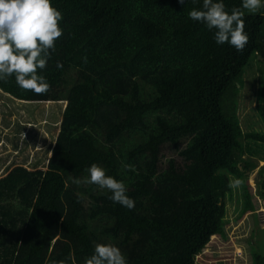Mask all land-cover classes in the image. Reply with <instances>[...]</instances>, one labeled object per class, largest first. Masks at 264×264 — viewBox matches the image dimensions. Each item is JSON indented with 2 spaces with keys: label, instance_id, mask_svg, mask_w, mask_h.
Listing matches in <instances>:
<instances>
[{
  "label": "trees",
  "instance_id": "1",
  "mask_svg": "<svg viewBox=\"0 0 264 264\" xmlns=\"http://www.w3.org/2000/svg\"><path fill=\"white\" fill-rule=\"evenodd\" d=\"M222 2L244 12L242 52L189 17L203 0H52L63 35L38 70L50 91L0 81L19 100L67 101L46 169L0 178V264H85L97 244L127 264H197L224 234L230 179L248 173L245 155L264 162V10ZM247 101L256 107L243 116ZM93 163L125 184L133 209L84 183ZM253 244L252 263L264 264Z\"/></svg>",
  "mask_w": 264,
  "mask_h": 264
},
{
  "label": "clouds",
  "instance_id": "2",
  "mask_svg": "<svg viewBox=\"0 0 264 264\" xmlns=\"http://www.w3.org/2000/svg\"><path fill=\"white\" fill-rule=\"evenodd\" d=\"M183 5L185 0H179ZM243 9L256 13L264 8L262 0H243ZM204 10L193 9L188 13L194 21H199L209 30H215L217 44L228 43L242 52L249 43L245 32L244 12L240 9L226 10L222 2L203 0ZM61 11L52 0H0V81L15 76L17 85L37 95L46 94L51 85L38 70L45 69L56 41L62 37ZM58 68L63 64L57 62ZM131 168V165L125 166ZM89 179L84 183L98 185L109 190L110 199L128 209L135 207V201L126 195L122 181L106 174V170L95 163L89 169ZM75 183H81L75 180ZM243 184L241 179H230L228 187L236 190ZM59 264H64L60 261ZM85 264H127L121 249L111 244H97L94 253Z\"/></svg>",
  "mask_w": 264,
  "mask_h": 264
},
{
  "label": "rangeland",
  "instance_id": "3",
  "mask_svg": "<svg viewBox=\"0 0 264 264\" xmlns=\"http://www.w3.org/2000/svg\"><path fill=\"white\" fill-rule=\"evenodd\" d=\"M13 100L0 91V178L19 165L46 169L67 106V101ZM255 107L256 102L250 105L247 101L241 114H252ZM164 154L167 158L176 156L168 146ZM244 158L250 161L248 173L238 176L243 181V198L239 189L234 196L232 190L228 194L224 191V234L211 238L197 256V264H253L251 245L264 244V200L257 183L259 176L264 179V162L247 155ZM165 162L163 159L162 164Z\"/></svg>",
  "mask_w": 264,
  "mask_h": 264
},
{
  "label": "crops",
  "instance_id": "4",
  "mask_svg": "<svg viewBox=\"0 0 264 264\" xmlns=\"http://www.w3.org/2000/svg\"><path fill=\"white\" fill-rule=\"evenodd\" d=\"M0 91H1V90H0ZM1 92H2V91H1ZM2 93H4V92H2ZM5 94H6V93H5ZM7 96H8V97H11V98H13V99H15L16 101H20V103H21V101H22V102H26V101H23V100L16 99V98L10 96L9 94H7ZM15 100H13V101H15ZM1 140H2V139H0V143H1ZM260 162H261V161H260ZM224 170H226V169H223V171H224ZM227 170H228V169H227ZM216 236H217V235H216Z\"/></svg>",
  "mask_w": 264,
  "mask_h": 264
}]
</instances>
